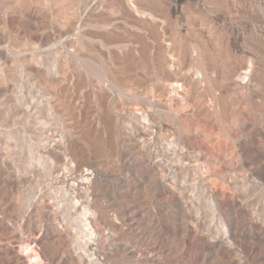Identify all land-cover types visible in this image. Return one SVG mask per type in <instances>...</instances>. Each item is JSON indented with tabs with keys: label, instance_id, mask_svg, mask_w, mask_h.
Wrapping results in <instances>:
<instances>
[{
	"label": "rangeland",
	"instance_id": "obj_1",
	"mask_svg": "<svg viewBox=\"0 0 264 264\" xmlns=\"http://www.w3.org/2000/svg\"><path fill=\"white\" fill-rule=\"evenodd\" d=\"M171 43L210 72L180 120ZM87 165L106 264H264V0H0V264H85Z\"/></svg>",
	"mask_w": 264,
	"mask_h": 264
},
{
	"label": "bare ground",
	"instance_id": "obj_2",
	"mask_svg": "<svg viewBox=\"0 0 264 264\" xmlns=\"http://www.w3.org/2000/svg\"><path fill=\"white\" fill-rule=\"evenodd\" d=\"M166 52L169 54L168 67L173 72V77L160 82L157 87L151 88L150 98L160 103L173 119L180 120L183 116L190 115L194 110V106H192L188 100V84L196 86L199 82L204 81L210 72H208L207 67L199 59H191L185 63L184 58H182V53L178 51L172 43L170 46L166 47ZM248 74L249 68L238 73L237 82L240 84L243 83L244 78L247 77ZM133 111L147 115V112H144L142 108L139 107H133ZM155 125L152 129L155 132L163 130L168 136L175 134V130L171 129L170 126L163 122L155 123ZM194 131L202 136L203 139H208L200 126L195 127ZM211 145L212 147H218L221 149L227 146L226 142H222L219 139L211 141ZM192 153L194 154V161H197L201 156V150L197 147L193 148ZM65 162L70 163L71 159L68 156H65ZM94 174L95 172L93 168L87 165L80 169L77 174H64L56 178V181H60L69 188H75L78 186L83 189V193L80 195V200H76V204L80 201L81 205L79 211L81 219L77 226L84 231L86 236H88V239L85 240L88 254L86 257H82V261L85 264H90V262L91 264H106L105 258L107 254L114 250L113 245L106 242L110 241L112 238V229L110 228V225L105 228L104 235L106 241H104L93 230L95 212L91 209L93 191L91 186V176ZM34 245H36V240H32V246Z\"/></svg>",
	"mask_w": 264,
	"mask_h": 264
}]
</instances>
